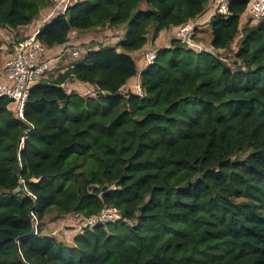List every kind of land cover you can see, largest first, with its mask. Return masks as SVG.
<instances>
[{"label":"trees","instance_id":"1","mask_svg":"<svg viewBox=\"0 0 264 264\" xmlns=\"http://www.w3.org/2000/svg\"><path fill=\"white\" fill-rule=\"evenodd\" d=\"M52 3L0 0V27L29 24ZM208 4L73 0L44 22L35 39L45 48L72 31L124 34L38 80L23 120L0 98V264H264V17L242 22L247 0H230L209 20L211 51L173 38L142 69L132 55ZM237 37L230 63L221 53ZM136 75L142 95L121 89ZM71 80L95 95L67 90ZM108 206L119 220L70 242L43 233L47 215Z\"/></svg>","mask_w":264,"mask_h":264},{"label":"built area","instance_id":"2","mask_svg":"<svg viewBox=\"0 0 264 264\" xmlns=\"http://www.w3.org/2000/svg\"><path fill=\"white\" fill-rule=\"evenodd\" d=\"M230 0H209L208 8L203 14L195 19L173 27L171 37L180 41L197 52L203 50L201 43L196 39L197 28L201 29L203 24L209 22L211 16L215 13L226 15L228 13V4ZM73 0H58L53 6L50 17L59 12H64L68 5H72ZM210 4H213L210 7ZM264 17V0H247V7L242 19L244 21L257 22ZM203 28V27H202ZM157 48H150L145 51L143 67L154 62ZM46 48L39 43L34 36L24 41L17 42L13 54L8 57L4 64V74L8 83L0 81V98H8L12 105L11 111L14 116L22 118L23 105L32 86L45 74L50 68V59L45 56ZM76 56V53H73ZM135 85V84H134ZM133 89V86H132ZM134 91L138 95L143 92L137 82ZM102 95H104L102 93ZM14 192H19L16 187ZM65 217V216H64ZM63 217V218H64ZM62 218V219H63ZM121 218V213L113 206L103 208L98 214L84 217L79 213L67 215L65 220H73L79 225V230L86 227H92L99 223L115 222Z\"/></svg>","mask_w":264,"mask_h":264},{"label":"rangeland","instance_id":"3","mask_svg":"<svg viewBox=\"0 0 264 264\" xmlns=\"http://www.w3.org/2000/svg\"><path fill=\"white\" fill-rule=\"evenodd\" d=\"M213 4H210V7H212ZM208 8V6L206 7V9ZM256 22H254L255 24ZM243 25V24H241ZM203 27V28H202ZM201 27V29L197 28V32H196V36L195 39L201 43L203 50L207 47H209L208 45V39H209V33L208 31H205V24ZM106 31V30H105ZM100 32L101 35L96 37L95 35ZM121 35L120 30H113L110 33H105L101 30H85V31H74L72 33H70L69 35V44H67L60 53H62L63 51H68V56H66L64 59L59 58L57 60V62L55 63L54 59L50 60V68H53L52 73L48 70L47 73L45 74V77L50 78L52 76H56L59 71H62L65 69L66 66L71 65L72 63L78 62L83 55L90 49L96 48V47H100L102 45H113L116 43V37ZM164 35V36H163ZM163 37H167L170 40L173 39V35L171 36V32L170 31H164L163 32ZM148 36V34H147ZM161 36V37H162ZM122 38V37H121ZM148 38L150 39V35L148 36ZM237 39L238 37L230 44L229 49L227 50V52H222L221 54H225L227 55V57L229 58V62L232 63L235 58H234V53L235 50L237 48ZM159 40H161V38H159ZM150 41V40H148ZM151 42V41H150ZM163 47V43H161L160 45H156L154 47H149L146 50L150 49V48H160ZM167 47V46H165ZM210 49V47L208 48V50ZM141 54V58L142 61H138L139 67H142V64L144 63V53L145 51ZM202 51V50H201ZM211 51V50H209ZM76 53V56L71 54V53ZM79 82V81H78ZM81 83V82H79ZM136 85V83H135ZM133 84V89L134 86ZM67 90H70L69 88L71 87L70 85H66L64 86ZM132 89V87H130ZM75 90L77 93L81 94V95H95V89L94 87L91 86H87L86 88H82V89H73ZM54 216V214L52 213L51 215H47L45 217L46 220V225H45V229L44 230L46 233H57L56 236L58 238H60L59 240L62 241H67V238H69L70 241V237H67L63 234V231L65 230V228L67 229V227H65V225H67L68 223H73V225L77 228H79V225H77L75 223V221L69 219V220H65L67 219V216H65L63 219L62 218H52ZM70 228V227H69ZM79 230V229H78ZM80 231V230H79ZM57 238V239H58Z\"/></svg>","mask_w":264,"mask_h":264},{"label":"crops","instance_id":"4","mask_svg":"<svg viewBox=\"0 0 264 264\" xmlns=\"http://www.w3.org/2000/svg\"><path fill=\"white\" fill-rule=\"evenodd\" d=\"M57 1L58 0H53L52 6H50V8L41 10L39 12L38 16L35 19H33L32 22L29 24L20 26V27L15 28V29L0 27V81H2L4 83H8V81L5 77V74H4L3 64H4L5 60L13 54L16 43L20 42V41H24L27 38H30L32 36L35 37V34L43 26L44 22L48 21L51 18L50 13L52 11L53 6L57 3ZM208 28H209V22L205 21V31H208ZM96 29L97 30L102 29V31L105 33H110L113 30H120L121 35L116 37V42L118 40H120L124 34V26H105V27L96 28ZM96 29H94V30H96ZM72 32H74V31H72ZM163 32H164V30H161L158 33V36L154 41H152V42L147 41V43H145L140 49L132 52V55L138 61L139 60L142 61L141 54L144 52V50H146L150 46L154 47L156 45H160L161 43H163V46H168L170 44V39L167 37L166 38L163 37L164 36ZM100 35H101V33L98 32L95 36L98 37ZM159 38H161V40H159ZM69 42L70 41L68 40L65 44L54 46L52 48H46L45 56L50 60L54 59L55 63L57 62V60L59 58L64 59L66 56H68V54H69L68 51H63L62 53H60V52L67 44H69ZM93 49H95V48H93ZM142 67H143V64H142ZM142 67L139 69H142ZM49 71L52 73L53 68ZM43 78H45V76H43ZM137 82H139L138 75L133 76L126 82V84L124 86H122L121 89L123 91H126V89L132 87L133 84H135ZM65 84L71 86L69 88L70 90L71 89H77L78 90V89L86 88V85L89 86L87 83H79L77 80H71V81L66 82ZM8 107H9V109H11L12 105H9ZM65 227H67V229L65 228V230L63 231V234L67 237H70L71 239L74 235H76L79 232L78 228L75 227L73 225V223H68L67 225H65ZM44 230H47V229H44ZM44 230H43V233L48 234V235H53L54 237L58 238L56 236L57 233H54V232L53 233H46ZM58 239H60V238H58ZM71 239H70V241H71ZM67 241L70 242L69 238H67Z\"/></svg>","mask_w":264,"mask_h":264},{"label":"water","instance_id":"5","mask_svg":"<svg viewBox=\"0 0 264 264\" xmlns=\"http://www.w3.org/2000/svg\"><path fill=\"white\" fill-rule=\"evenodd\" d=\"M16 118H18V119H22L23 120V118H21V117H16ZM25 125H26V127H27V129L29 130V131H31L32 130V125L30 124V123H25ZM32 233H35V226H34V223L32 224V227H31V229H30V231L28 232V233H26V234H24V235H21L20 237H23V236H25V235H30V234H32Z\"/></svg>","mask_w":264,"mask_h":264},{"label":"clouds","instance_id":"6","mask_svg":"<svg viewBox=\"0 0 264 264\" xmlns=\"http://www.w3.org/2000/svg\"><path fill=\"white\" fill-rule=\"evenodd\" d=\"M16 117V116H15Z\"/></svg>","mask_w":264,"mask_h":264}]
</instances>
